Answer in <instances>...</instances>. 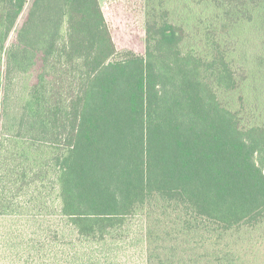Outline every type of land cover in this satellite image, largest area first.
<instances>
[{"label":"trees","instance_id":"obj_1","mask_svg":"<svg viewBox=\"0 0 264 264\" xmlns=\"http://www.w3.org/2000/svg\"><path fill=\"white\" fill-rule=\"evenodd\" d=\"M145 1L0 0V264H264V0Z\"/></svg>","mask_w":264,"mask_h":264},{"label":"rangeland","instance_id":"obj_2","mask_svg":"<svg viewBox=\"0 0 264 264\" xmlns=\"http://www.w3.org/2000/svg\"><path fill=\"white\" fill-rule=\"evenodd\" d=\"M101 5L106 14L112 33L115 37L118 48L124 50H134L138 53H144V36L146 21V1L145 0H100ZM28 4L26 11L20 17L16 28L12 32L11 40H13L17 31L21 27L24 18L31 6ZM221 100L237 109L235 103L237 96L235 91L220 93ZM0 222V226H1ZM5 264V262H4Z\"/></svg>","mask_w":264,"mask_h":264}]
</instances>
